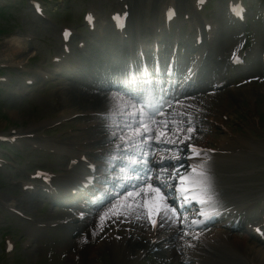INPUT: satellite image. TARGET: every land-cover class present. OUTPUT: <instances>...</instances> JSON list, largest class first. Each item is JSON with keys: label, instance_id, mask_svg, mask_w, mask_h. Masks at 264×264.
I'll return each mask as SVG.
<instances>
[{"label": "rangeland", "instance_id": "374dc122", "mask_svg": "<svg viewBox=\"0 0 264 264\" xmlns=\"http://www.w3.org/2000/svg\"><path fill=\"white\" fill-rule=\"evenodd\" d=\"M58 1L62 2L57 5L55 13L51 14L48 12L51 15V22L43 21L34 16L26 0H16V7L0 14L1 57L10 58L8 57L11 53L10 49L20 43L24 45V48L21 47L20 51L25 49V52L14 53L11 57L12 61H19L30 56L32 59L31 68L49 64L50 55L57 49L58 27L64 23L71 24L76 29L77 38H84L89 46L101 44L104 47H111L110 42L105 39L97 40L95 36H85L81 29L80 21L81 11L86 6H91L90 4L96 6L104 15L108 11V0ZM127 1L131 8V31L133 32L135 28H138V30L144 31L147 36L151 20L155 19L157 21L159 19L160 5L164 0ZM182 1L185 2V0H179V2ZM218 1L212 0L211 4L215 7L218 14L219 24L225 25L226 22L223 19L224 8ZM184 2L181 4H184ZM253 10L256 11L249 17L248 24L244 30L250 47V49H247V59L249 61H251V53H253V56L259 55L264 59V5L261 7L255 5ZM228 26L226 24V27ZM230 29L233 32H230L227 28L222 33H218L211 46L206 49L207 65L215 68L213 69L215 72L227 62L229 51L236 46H240L239 44L244 39L241 27L237 28L230 25ZM237 29L238 31L234 32ZM107 32L110 33L108 30ZM27 34L32 36L30 41H25V35ZM112 50L114 48L107 52L110 59L113 60L114 54ZM95 58L96 56L90 52L87 57H84L86 60L83 66V68H86L84 72L88 71L90 62L95 61ZM250 70L251 72L247 75L248 77L250 76L249 78L247 76L243 77L241 80L235 81L230 88L213 94L209 104L202 108L206 110L207 114L202 113V115L206 114L208 116L218 110H222L230 117V121L228 120L226 123L231 129L236 127L239 132L244 131L241 134L246 136L248 134L245 131L247 128L255 129L254 131L250 130V132L256 137L253 144L257 152L250 154L249 158L240 164L236 170L237 172H235L240 175L238 179H241L242 182L252 181L264 185V69L259 64L252 63L250 64ZM245 78L249 82L240 84ZM36 86L32 88V92L27 97L20 100L21 102L13 101L11 97H9L10 101L5 100L6 92L2 88L3 86H0V129L11 126L23 130L38 129L49 121L56 119L60 113L68 114L73 111H80L83 107L93 108L96 106V103L93 102V97L98 94L97 91L90 95L94 92L93 88L77 84L71 80L64 79L57 84L50 83ZM198 105H193V107H198ZM68 126L75 127L70 136L73 140H84V135L92 134L90 131L80 128V119L72 120L60 128L63 129ZM214 131H216V128H208L205 138L213 139L214 134L212 133ZM227 140L233 143V139ZM29 156L30 153L20 154L17 157L19 158L18 162L23 165V158ZM38 160L41 161L40 159ZM14 175V172L9 169L6 172H0V198L4 200L17 199L18 206H21L28 213L40 218H51L53 212L48 209L47 204L40 205L38 202L35 203L29 200L17 187L11 185L10 181ZM39 206L41 207L40 210ZM58 214L60 215L54 217H63L62 211H59ZM90 224L91 222L89 221L85 223L75 222L70 225L71 228H63L57 232H45L46 234L34 243L31 249L24 251L20 248L25 239H27L28 223L19 219L8 218L3 225H0V260L3 257L1 233L6 231L12 234L17 242V248L14 251L16 255L12 257V261L15 264H134L133 261L125 260V251L119 254L107 242L96 237V235L89 234L86 225L90 226ZM237 236L242 240L245 234L238 233ZM249 244L258 261L264 264V245L254 243L253 240H250ZM260 249L263 252L259 253L258 250ZM116 253H118V256ZM175 262L176 258L172 254L167 258L166 255L149 256L146 260L143 259L140 264H174ZM219 264H239V261L233 256L225 255Z\"/></svg>", "mask_w": 264, "mask_h": 264}, {"label": "snow or ice", "instance_id": "6c2138e0", "mask_svg": "<svg viewBox=\"0 0 264 264\" xmlns=\"http://www.w3.org/2000/svg\"><path fill=\"white\" fill-rule=\"evenodd\" d=\"M125 104L134 107L135 111L128 114L132 117L134 123L123 126L125 130L129 131L130 135H120L119 137V140L123 142V149H120L121 154L120 156L112 157L123 161L119 167V175L117 177L121 181L119 187L124 188V183L128 182L129 187L124 189L128 197L146 194L150 198L142 203L130 201L128 207L131 208L133 203H135L136 207L146 208L148 212L147 218L152 225L155 227L158 223L153 218L155 214L161 218L162 222L159 226L163 227V221L165 220L172 224L177 222L178 210L168 204L167 195L161 191L162 188H175L180 198L181 209L193 201L201 205H209L212 198L207 195V172L202 166L199 169L193 167L192 172L188 175H181L176 167H172L171 172H169L165 164L169 160H175L179 163L182 156H171L168 158L160 156L155 161L152 158L158 146L168 145L172 146L166 149L169 152L175 149L183 153L186 149L192 156H199L202 150L190 143L184 145L185 140L190 139L189 134L193 132V128L188 126L186 130L183 127L169 130L166 121L153 119V115H163V113L160 112L159 107L150 105L143 96L129 97ZM148 108L152 109L151 113L147 111ZM137 116L139 119H137ZM153 125L156 127H153ZM115 135L116 132H113L112 136L114 137ZM180 145H184V148H179ZM177 176L181 182L180 184L169 183ZM162 177H166V179H162ZM197 188L201 189L199 193L196 191ZM115 208L116 205H113V209ZM212 211L215 212V209H212ZM114 214L119 215V210L114 212ZM216 214L218 215V213ZM198 215L210 218L203 209ZM101 219H104V217L101 216ZM180 223L183 224L184 221L180 220ZM199 223H203V221H192V225Z\"/></svg>", "mask_w": 264, "mask_h": 264}, {"label": "bare ground", "instance_id": "6f19581e", "mask_svg": "<svg viewBox=\"0 0 264 264\" xmlns=\"http://www.w3.org/2000/svg\"><path fill=\"white\" fill-rule=\"evenodd\" d=\"M21 47L22 48H24V45L22 44H20V43H18V45H14L11 49H10V51H11V53H10V55L8 56V57H10V58H8L9 60H12V55L14 54V53H23V52H25V49L23 50V51H20L21 50ZM95 53V52H94ZM100 55L101 57H100V64H102V67L100 66L98 69L97 68H95L94 66H96V63H94L95 65H92L93 66V68L95 69V72H96V74L95 73H92V76L94 77V78H96V77H98L99 78V80L104 84V85H107V86H110L109 85V81L110 80H108V77L110 76L111 78L113 77V76H115V75H117V73H119L120 72V70H121V68L123 67V65L120 63L119 64V66L118 67H111L108 71H106V65L105 66H103L104 64H106V63H110L111 61H113L112 59H110V56H109V53H107V52H102V51H97V53H96V55ZM99 57V56H98ZM7 59V58H6ZM105 60H107V61H105ZM109 61V62H108ZM17 62V61H16ZM97 62V61H96ZM97 63H99V62H97ZM98 65V64H97ZM98 71V72H97ZM74 72V74H75V72L76 71H73ZM104 72V73H103ZM97 73H98V75H97ZM184 85H186V83H184ZM193 89V88H192ZM192 89H190L189 91H194V90H192ZM189 93V92H188ZM98 95V94H97ZM95 99V98H94ZM110 99V97H108V96H104V95H102V98L101 99H99V101H103V100H109ZM248 144H250V143H248ZM249 149H253V147H250L249 146ZM218 160H219V158L218 157H216ZM71 175H77V176H79V171L77 170V169H74L73 171H72V173H71ZM70 175V176H71ZM70 176H68V177H70ZM68 179H67V177L64 175V176H61V178H60V181H58L59 183L61 182V184L62 183H64L65 181H67ZM88 231L90 232V233H95V232H97V229L95 228V226H94V224L93 225H91L90 227H89V229H88ZM244 244H246V241L244 242ZM258 252L259 253H261V252H263L261 249L260 250H258ZM263 254V253H262Z\"/></svg>", "mask_w": 264, "mask_h": 264}]
</instances>
